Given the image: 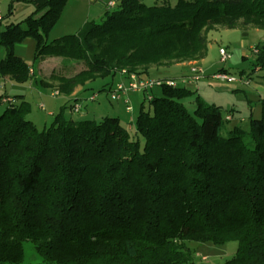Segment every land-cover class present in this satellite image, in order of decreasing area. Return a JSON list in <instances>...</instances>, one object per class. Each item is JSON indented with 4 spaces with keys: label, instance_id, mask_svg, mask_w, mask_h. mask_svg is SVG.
I'll use <instances>...</instances> for the list:
<instances>
[{
    "label": "trees",
    "instance_id": "trees-1",
    "mask_svg": "<svg viewBox=\"0 0 264 264\" xmlns=\"http://www.w3.org/2000/svg\"><path fill=\"white\" fill-rule=\"evenodd\" d=\"M30 1L35 11L2 38L31 36L35 59L83 64L70 76L52 73L48 87L65 97L122 70L145 76L153 67L201 60L213 29H264V0H119L101 23L49 41L68 0ZM11 46L2 75L34 78ZM256 48L254 69L264 71V43ZM193 95L163 86L149 111L142 106L134 133L118 117L98 123L62 113L40 130L26 117L27 102H7L0 115V264H22L27 242L50 264H193L190 241H237L226 264H264V117L251 118L248 132L234 127L224 136L230 115L200 97L190 113L184 101Z\"/></svg>",
    "mask_w": 264,
    "mask_h": 264
},
{
    "label": "rangeland",
    "instance_id": "rangeland-1",
    "mask_svg": "<svg viewBox=\"0 0 264 264\" xmlns=\"http://www.w3.org/2000/svg\"><path fill=\"white\" fill-rule=\"evenodd\" d=\"M98 1L107 5L110 2L119 3V0H97V3L92 4L89 0H68L58 23L49 33L48 40L53 41L65 35L76 33L78 30L70 27L80 21H84V23L88 21L84 14H88L90 10L92 11V19L89 20L101 23L105 18L106 11L100 9ZM177 2L178 0H144L147 6L163 4L175 6ZM82 6H85V10ZM0 7L4 18L0 23V40L5 43H0V63L7 57L8 47L12 44L11 48L14 54L36 73L35 78L19 83L10 77L3 76L0 72V98L12 97L17 100V104L22 101L27 102L29 112L26 117L33 121L40 130L50 127L54 121V116L50 113L54 115L62 113L66 119L76 121L91 119L98 123L106 116L118 117L124 127L132 133L135 132V122L142 106L145 105L146 111H149L150 108L149 101L145 100L143 93H128L126 98H128L131 108L128 111L123 100L113 102L107 92L110 85H116L119 82L120 76L98 78L85 87H79L81 91L78 98L81 99L80 103L83 108L88 109L89 113H84L86 115L82 116L73 112L70 108V102H73L75 98L60 94L55 97L53 94L58 91L48 86L52 84L50 77L53 72L70 76L83 69V64L61 58L35 59L37 43L35 38L31 36H26L22 40L12 43L13 40H3V32L10 25H24V21L35 11L36 6L32 1L27 0H0ZM80 13L81 17H78ZM262 43H264V29L243 28L242 26L235 29L219 27L208 32L207 52L203 59L179 63L183 67L177 66L179 64L155 67L158 70L150 72V75L154 79H174L181 87H184L185 77L194 76L191 73V68L200 69L201 77L197 81L190 79L196 92L184 101L189 112L194 113L196 99L200 97L208 104L220 107L225 117L230 115L231 120L225 121L224 136L234 127H240L244 132H248L251 118L261 119L264 117V71L254 69L257 54L255 50H257V45ZM220 49L226 50L229 56L225 63L221 61ZM223 73L233 77L235 81H227L218 76ZM42 81L49 83L46 84ZM153 95L161 97L162 89L157 87L153 91ZM8 105L3 103L2 99L0 115L4 113ZM187 246L193 254V264H226L235 257L239 249L237 241H230L223 245L190 241L187 242ZM24 254L22 264H50L36 254L31 243L24 244Z\"/></svg>",
    "mask_w": 264,
    "mask_h": 264
},
{
    "label": "built area",
    "instance_id": "built-area-1",
    "mask_svg": "<svg viewBox=\"0 0 264 264\" xmlns=\"http://www.w3.org/2000/svg\"><path fill=\"white\" fill-rule=\"evenodd\" d=\"M30 1V0H27ZM90 2H94V0H90ZM117 7V2H110L108 4V9L113 10ZM3 20V14L2 10L0 7V23ZM255 53H258L257 50H255ZM220 56H221V61L223 63L227 62L229 56L224 49H220ZM201 70L193 67L191 68V73L194 75L190 79L198 80L201 77L200 74ZM118 75L120 76L121 80L110 90L108 91L109 93V98L113 102H119L121 100L124 101V103L127 105L128 111L131 110L129 106V100L126 98L129 92H141L145 95V100L151 101L153 98V95L151 94L152 90L155 88H162L163 86L171 87V88H176L180 86L175 80L173 79H153V78H147L144 76H139L138 74L135 73H129L126 70H122L121 72H118ZM219 77H221L224 80L227 81H235L233 77H229L226 73L219 74ZM55 97L59 95V92H55L53 94ZM93 99V98H92ZM81 106L76 105L74 108V111L76 113L81 111ZM227 120H231V117L228 116Z\"/></svg>",
    "mask_w": 264,
    "mask_h": 264
},
{
    "label": "crops",
    "instance_id": "crops-1",
    "mask_svg": "<svg viewBox=\"0 0 264 264\" xmlns=\"http://www.w3.org/2000/svg\"><path fill=\"white\" fill-rule=\"evenodd\" d=\"M89 2H90V0H89ZM99 2V1H98ZM91 4L92 3H97V0H94V2H90ZM100 3V9H105V11H107L108 10V5L107 4H104V3H102V2H99ZM78 5H80L81 6V4H78ZM83 8H84V10H85V6H82ZM92 7V6H91ZM3 14V13H2ZM84 14V13H83ZM84 16H87V20L88 21H86L85 23H84V21H80V22H78V23H76L73 27H70V28H75V29H77L78 31L82 28V27H84V25L87 23V22H90V20L89 19H92L91 18V16H92V11L90 10L89 11V13L88 14H84ZM78 17H81V13L78 15ZM4 19V18H3ZM3 21V20H2ZM93 21V20H92ZM77 31V32H78ZM54 33H56L55 31H54ZM177 66H182L183 67V65H181V64H179V65H177ZM155 70H158V68L156 69V68H153L152 70H150V72H152V71H155ZM33 72H34V78H35V71L33 70ZM151 74V73H150ZM145 75L144 77H147V78H153L151 75ZM190 78L191 77H185V79H186V81H185V83H183V85H184V87L186 88V89H188V90H190L191 92H193V93H195L196 92V90L193 88V86L191 85V81H190ZM154 79V78H153ZM155 79H162V78H155ZM120 80H121V78H120ZM119 80V81H120ZM174 80V79H173ZM111 86V85H110ZM113 86H115V85H112V87ZM111 87V88H112ZM193 88V89H192ZM156 89V88H155ZM154 89V90H155ZM160 89H162V88H160ZM154 90H152V92H151V94L153 95V91ZM80 91H81V88L79 89H76V91L74 92V94L71 96L72 98H75V100L73 101V102H70V108H71V110H72V105H73V103H75V104H77V105H80L81 103H80V101H81V99H79L78 98V96H79V94H80ZM144 95V94H143ZM154 96V95H153ZM144 97H145V95H144ZM13 100V102L15 103V104H17V100H15V99H13L12 97H6L5 99L3 98V103H5V104H8L7 102H9V101H7V100ZM128 99V98H127ZM5 101H7V102H5ZM81 106V108H82V111L83 112H81V113H79L80 115H86V114H88L89 113V111H88V109H84L83 108V106H82V104L80 105ZM73 112H74V110H72ZM84 113H86V114H84ZM93 115H94V113H92ZM50 115H53V113H50ZM95 116V115H94ZM104 116V115H103Z\"/></svg>",
    "mask_w": 264,
    "mask_h": 264
}]
</instances>
